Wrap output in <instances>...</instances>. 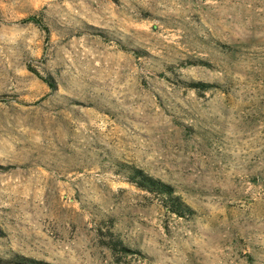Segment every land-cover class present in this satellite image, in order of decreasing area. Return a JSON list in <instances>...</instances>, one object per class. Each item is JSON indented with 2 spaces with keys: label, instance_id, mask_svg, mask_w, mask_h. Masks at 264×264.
Here are the masks:
<instances>
[{
  "label": "rangeland",
  "instance_id": "374dc122",
  "mask_svg": "<svg viewBox=\"0 0 264 264\" xmlns=\"http://www.w3.org/2000/svg\"><path fill=\"white\" fill-rule=\"evenodd\" d=\"M25 258L264 264V0H0V264Z\"/></svg>",
  "mask_w": 264,
  "mask_h": 264
},
{
  "label": "trees",
  "instance_id": "16d2710c",
  "mask_svg": "<svg viewBox=\"0 0 264 264\" xmlns=\"http://www.w3.org/2000/svg\"><path fill=\"white\" fill-rule=\"evenodd\" d=\"M26 21H33L37 23L39 26L46 29V27H44L42 23V19L37 15H33L27 18ZM43 79L46 82H48L50 85L53 84L52 78L43 77ZM130 171L132 173V180L139 187L151 191H157L162 195H164V197L166 196L169 209H171L173 212H176L178 214H186L188 212H193V209L189 205H187L178 195H175L173 193V189L171 185H169L168 183H165L161 179L154 177L153 175L147 173L146 171L138 167H132ZM115 247H117L116 244ZM25 259L26 262H28L25 264H29V261H31L33 264H52L43 261H35L27 258Z\"/></svg>",
  "mask_w": 264,
  "mask_h": 264
}]
</instances>
